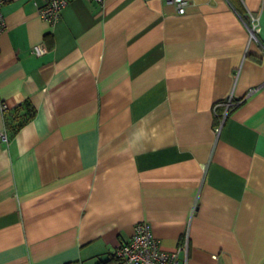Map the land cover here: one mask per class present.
Instances as JSON below:
<instances>
[{"label": "crops", "instance_id": "0c3cea01", "mask_svg": "<svg viewBox=\"0 0 264 264\" xmlns=\"http://www.w3.org/2000/svg\"><path fill=\"white\" fill-rule=\"evenodd\" d=\"M185 1L2 6L0 132L35 114L0 138V264H116L141 220L187 264H264V0Z\"/></svg>", "mask_w": 264, "mask_h": 264}, {"label": "built area", "instance_id": "2783aa9c", "mask_svg": "<svg viewBox=\"0 0 264 264\" xmlns=\"http://www.w3.org/2000/svg\"><path fill=\"white\" fill-rule=\"evenodd\" d=\"M9 0H0V32L4 29L5 21L2 14V6ZM68 0H43L41 5L37 6L38 15L48 21L53 23L58 17ZM103 1V0H96ZM172 2L177 7V12L179 14L183 13L185 10V0H168ZM249 23L243 17L241 20L245 26L249 29L250 37H256L259 31V24L257 18L248 13ZM46 46L43 44H35L31 47V52L35 55H40L46 51ZM233 102L231 97L228 98L226 104V110L228 106ZM1 108L6 110L7 105L1 103ZM227 111L224 112L223 118ZM222 121L215 126V131L218 132ZM0 138L4 141L8 140V133L5 128L0 132ZM187 249H188V235H184L182 241L178 244L174 250H165L160 248L158 239L154 236L152 232L151 224L146 220H141L135 223L133 232L130 239L123 243H118L112 250V257L116 264H187ZM180 250L184 252L183 260H180L178 253Z\"/></svg>", "mask_w": 264, "mask_h": 264}, {"label": "trees", "instance_id": "16d2710c", "mask_svg": "<svg viewBox=\"0 0 264 264\" xmlns=\"http://www.w3.org/2000/svg\"><path fill=\"white\" fill-rule=\"evenodd\" d=\"M21 106L24 108L23 113L17 116H10L6 113L4 116V125L9 137H13L19 128L35 114V108L28 101H24Z\"/></svg>", "mask_w": 264, "mask_h": 264}]
</instances>
